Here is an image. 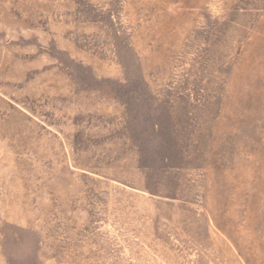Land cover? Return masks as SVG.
I'll return each mask as SVG.
<instances>
[{
	"label": "rangeland",
	"instance_id": "rangeland-1",
	"mask_svg": "<svg viewBox=\"0 0 264 264\" xmlns=\"http://www.w3.org/2000/svg\"><path fill=\"white\" fill-rule=\"evenodd\" d=\"M0 264H264V0H0Z\"/></svg>",
	"mask_w": 264,
	"mask_h": 264
}]
</instances>
